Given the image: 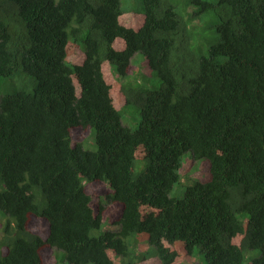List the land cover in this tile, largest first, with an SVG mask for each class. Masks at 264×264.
<instances>
[{"label": "trees", "instance_id": "trees-1", "mask_svg": "<svg viewBox=\"0 0 264 264\" xmlns=\"http://www.w3.org/2000/svg\"><path fill=\"white\" fill-rule=\"evenodd\" d=\"M127 6L0 0V264H264V0Z\"/></svg>", "mask_w": 264, "mask_h": 264}, {"label": "rangeland", "instance_id": "rangeland-1", "mask_svg": "<svg viewBox=\"0 0 264 264\" xmlns=\"http://www.w3.org/2000/svg\"><path fill=\"white\" fill-rule=\"evenodd\" d=\"M131 2H133V0H130ZM137 2V1H136ZM128 4V0H123V5L125 7L128 8L127 6ZM199 28H202V26L200 25ZM136 60H134V62H132L131 65V70L132 69H137L138 66L140 65V57L137 56L135 57ZM106 75H108V77L110 78L109 82L112 84V89L114 88V92L117 91V87H120V83H118L116 80V75L112 72L111 68H106L105 70ZM112 73V74H111ZM111 76V77H110ZM10 82L9 79L5 78V77H0V95H2V93L5 91L8 83ZM119 91V89H118ZM122 99H121V98ZM115 100V99H114ZM120 103V107L122 106V104L124 103V97L123 95L118 92V99L116 102V104H118V102ZM128 111H130L131 113L127 112L129 114V117H125V112H123V122L130 126L131 128H136L139 126V121H140V115H139V111H136V113H132L133 111L131 110V108H128ZM74 133L78 139V135L81 136L82 138H89V142H92V139L90 138V136L92 137L91 133L89 130L87 129H80L79 127L74 129ZM183 177L182 179L174 186V188L172 189L171 195L172 196H183L184 195V191L186 189V187L191 184V182L194 179L197 180H201V181H207L210 179V163L206 158H202V159H197L193 156V154L191 153V151H188L185 153V159H184V165H183ZM146 242V245L144 244ZM141 243L137 244V253L139 255V258H141L143 255H153L152 252L148 249H146L145 246L148 245V241L147 240H141ZM55 250V249H54ZM197 253V254H196ZM195 255L193 256V260H184V262L182 264H206V259H205V255L203 252H196ZM52 260L55 261L57 264H62L63 263V257L58 255L55 258V255L52 253ZM143 262V261H141Z\"/></svg>", "mask_w": 264, "mask_h": 264}, {"label": "clouds", "instance_id": "clouds-1", "mask_svg": "<svg viewBox=\"0 0 264 264\" xmlns=\"http://www.w3.org/2000/svg\"><path fill=\"white\" fill-rule=\"evenodd\" d=\"M137 56H139L140 57V55L137 53L134 57H133V61L132 62H134V60H136L135 59V57H137ZM132 65V64H131ZM106 73V72H105ZM110 94H112V96H113V98L117 101V99H118V89H117V91H115L114 92V88L112 89H110ZM124 101H125V97H124ZM116 107H117V105H115ZM123 106V105H122ZM121 106V107H122ZM120 106H119V108H121ZM93 139V138H92ZM208 160V159H207ZM209 161V160H208ZM210 177H211V173H210ZM142 240H144V239H142ZM145 242V241H144ZM140 243L141 244H143L141 241H140ZM145 245H146V242L144 243ZM148 246H149V243H148V245L147 246H145L146 248H148ZM62 264H66V262L65 261H63V263ZM116 264H121V261H120V259L117 261V263Z\"/></svg>", "mask_w": 264, "mask_h": 264}]
</instances>
